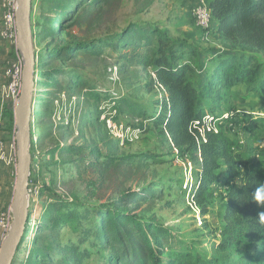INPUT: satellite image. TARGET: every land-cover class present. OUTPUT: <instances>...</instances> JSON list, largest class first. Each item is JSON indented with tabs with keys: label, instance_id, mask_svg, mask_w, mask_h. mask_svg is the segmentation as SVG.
<instances>
[{
	"label": "trees",
	"instance_id": "trees-1",
	"mask_svg": "<svg viewBox=\"0 0 264 264\" xmlns=\"http://www.w3.org/2000/svg\"><path fill=\"white\" fill-rule=\"evenodd\" d=\"M107 1L43 0L49 7L47 28L62 35L68 26ZM209 6L210 29L218 35L222 47L201 48L185 39L173 38L158 25L131 22L106 37L73 41L60 47L45 45L37 53L39 59L49 55L68 61L80 53L99 55L104 47H110L125 65L153 70L155 77L151 76L150 84L160 83L165 93L148 104L115 96L110 91L99 93L93 88L85 96L114 101L115 120L122 115L146 118L181 155L190 157L195 179L189 193L202 206L203 215L207 212L204 202L213 186L227 187L223 225L214 241L217 251L203 253L155 216L144 217L136 212L143 203L150 205L163 194L160 183L153 182L129 189L107 203L89 204L56 195L38 221L32 219L29 205L25 232L12 264H79L91 253L87 245L103 253L108 264H264V221L259 217L264 204L253 198L264 175L249 168L234 137L221 129L208 128L222 118L223 108L239 90L258 96L264 104V61L258 56V52L264 53V0H209ZM37 68L36 62V75ZM57 70L42 72L51 80L59 74ZM65 72L73 79L71 88L75 87L80 82L78 71L71 67ZM252 121L264 124V116ZM100 139L106 154L97 146L92 147L88 163L98 164V158H105L106 166L163 160L156 153L118 156L119 140L107 128ZM32 144L33 141L30 148ZM84 149L69 144L60 145L57 150L72 153ZM31 229L50 233L29 237Z\"/></svg>",
	"mask_w": 264,
	"mask_h": 264
},
{
	"label": "rangeland",
	"instance_id": "rangeland-1",
	"mask_svg": "<svg viewBox=\"0 0 264 264\" xmlns=\"http://www.w3.org/2000/svg\"><path fill=\"white\" fill-rule=\"evenodd\" d=\"M196 1L108 0L89 11L79 22L68 26L62 35H55L47 28L48 5L43 0H32L31 25L38 64L31 132L36 142L30 148L32 180L28 182L32 219L38 221L56 195L77 198L89 204L107 203L129 189L158 182L159 187H163L161 197L150 205L143 203L136 212L144 217L155 216L203 253L217 251L214 241L223 225L222 208L226 204L224 194L227 187L213 186L204 202L207 212L203 215L202 206L189 193L195 179L190 157L181 155L147 119L144 131L138 138L120 144L117 155L156 153L163 159L161 163H116L106 166L103 163L105 158H98V164L88 163L90 148L97 146L103 155L107 151L100 139L106 130L100 120L103 107L108 113L115 114V111H112L113 104L109 99H87L85 92L92 88L99 93L110 91L115 96L148 104L164 95L161 88L150 84L151 76L155 77L151 73L153 70L139 65H125L110 47H104L99 55L80 53L68 61L49 55L39 59L37 53L45 45L60 47L73 41L106 37L123 30L131 22L158 25L167 29L173 38L185 39L201 48L222 47L220 38L212 29H207L205 34L193 20L191 9ZM1 23L0 5V26ZM69 24L71 21L66 25ZM0 47L3 48L0 50V131L4 133L0 137L10 141L15 129L10 132L12 123H6V119L8 121L10 116H14L13 112L9 113L13 109L9 105H15L4 96V72L7 64L22 51L19 43L5 41L1 36ZM258 56L264 61V53L258 52ZM110 66H117L116 74L108 70ZM71 67L76 68L80 77V82L73 88L70 86L73 79L65 72ZM44 70H57L59 74L48 80L43 75ZM237 93L232 94L230 102L222 110L223 125L219 124L222 125L220 129L234 137L237 149L248 159L249 168L264 175V124L252 121L254 117L264 116V104L254 94H245L243 90ZM133 119L135 117L131 115H122L118 122L125 124ZM69 144L86 149L72 153L57 150L60 145ZM33 164H37L34 172ZM2 175L7 179L3 185L0 184V215L12 208L17 164H0V177ZM45 233L50 231L31 229L29 237ZM5 236L0 226V248ZM87 247L91 253L79 264H108L103 253L89 245Z\"/></svg>",
	"mask_w": 264,
	"mask_h": 264
},
{
	"label": "water",
	"instance_id": "water-1",
	"mask_svg": "<svg viewBox=\"0 0 264 264\" xmlns=\"http://www.w3.org/2000/svg\"><path fill=\"white\" fill-rule=\"evenodd\" d=\"M32 0H19L17 27L19 47L24 56L20 98L15 106L17 126V178L12 202L13 221L0 248V264H12L29 216L28 182L31 173V132L36 90V53L31 25Z\"/></svg>",
	"mask_w": 264,
	"mask_h": 264
},
{
	"label": "built area",
	"instance_id": "built-area-1",
	"mask_svg": "<svg viewBox=\"0 0 264 264\" xmlns=\"http://www.w3.org/2000/svg\"><path fill=\"white\" fill-rule=\"evenodd\" d=\"M19 0H0L1 5V15L2 23L0 28V36L3 40L15 43L18 45V27H17V9H18ZM191 15L196 25L200 30L207 34V29H210L212 26V17L211 9L209 6V0H197L191 9ZM24 56L23 53L19 52L17 56L11 60L5 69V79L6 83L4 85V96L9 99L15 106L20 98L22 90V81H23V70H24ZM108 70L111 73H117V66H110ZM154 75V72H151ZM154 88H161L164 91V87L158 83H154ZM58 100V99H57ZM56 100V101H57ZM113 107L112 111H115V102L112 101ZM110 108V107H109ZM107 109L103 107V111L100 115V120L105 124L110 135L119 140L120 144H123L125 141H132L139 137L140 133L144 131L146 125V118L144 117H135L130 123L123 124L115 120L113 116L115 114L108 113ZM223 118L215 120L212 124L208 126L209 129L213 128L216 131L220 130L223 125ZM148 121V120H147ZM222 124V125H219ZM218 126V127H217ZM17 133L18 130L15 128L13 137L10 141H6L0 137V164H17ZM36 142V138L32 137L31 134V143ZM33 166V172L37 166ZM32 173H30V180ZM28 191L29 188H28ZM13 221V210L12 208L3 212L0 215V226L3 231L7 234Z\"/></svg>",
	"mask_w": 264,
	"mask_h": 264
},
{
	"label": "clouds",
	"instance_id": "clouds-1",
	"mask_svg": "<svg viewBox=\"0 0 264 264\" xmlns=\"http://www.w3.org/2000/svg\"><path fill=\"white\" fill-rule=\"evenodd\" d=\"M253 198L255 201L260 202L261 204H264V182H261L258 185ZM259 217L262 221H264V212H261L259 214Z\"/></svg>",
	"mask_w": 264,
	"mask_h": 264
},
{
	"label": "crops",
	"instance_id": "crops-1",
	"mask_svg": "<svg viewBox=\"0 0 264 264\" xmlns=\"http://www.w3.org/2000/svg\"><path fill=\"white\" fill-rule=\"evenodd\" d=\"M1 27V26H0ZM3 48H1L0 47V50H2ZM10 106H12L13 107V109H12V111H11V109H10V111H9V113H10V115H11V112H13V114H14V116L11 118V116H10V118H8V121H7V119H6V123H8V124H11L12 123V126H11V133H13V130L15 129V128H17V126H16V117H15V106H13V105H9V107ZM5 123V124H6ZM4 133L2 132V131H0V135H3ZM0 184L1 185H3L4 184V182L3 181H6V179H7V176H4V175H2L1 177H0ZM3 187V186H2ZM4 188V187H3Z\"/></svg>",
	"mask_w": 264,
	"mask_h": 264
}]
</instances>
